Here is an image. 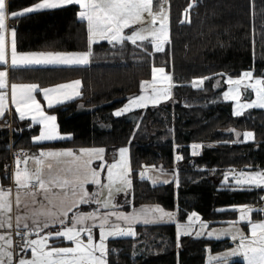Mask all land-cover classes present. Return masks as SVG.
I'll use <instances>...</instances> for the list:
<instances>
[{
  "label": "trees",
  "instance_id": "obj_1",
  "mask_svg": "<svg viewBox=\"0 0 264 264\" xmlns=\"http://www.w3.org/2000/svg\"><path fill=\"white\" fill-rule=\"evenodd\" d=\"M33 2L10 0V7L20 10ZM190 3L193 0H168L171 39L164 52H155L154 46L147 42V52L131 42H126L123 50L119 45L113 48L108 42H100L93 46L94 55L87 66L11 69L10 81L34 82L41 87L81 79L83 95L53 109L47 107L57 115L61 131L74 134L67 139L33 142L31 137L39 131L37 125L29 128L28 119L3 118L6 122L0 127L3 184L9 183L4 178L3 162L12 150L23 148L35 154L49 147L106 146L111 156L114 149L129 146L135 199L125 203L124 196H118L116 202L123 205L122 209L158 203L173 211L178 206L180 222L195 211L211 227L239 218V210L231 205H260V197L264 195L261 190H238L229 187L233 182L222 180L230 168L264 169V108L253 107L241 116L234 115L231 101L222 98L225 88L222 80L227 76L224 73L235 77L252 67L254 74L264 73L261 41L264 0H196L188 9L189 23L185 20V9ZM77 11L75 6H66L40 10L18 20L9 19L10 26H17L18 50H86V22L79 21ZM153 66H164L173 75L172 97L159 105L117 117L114 110L142 92V81L152 79ZM200 76L211 78L198 89L191 82ZM217 80L219 85L215 86ZM233 128L241 133L239 137L228 131ZM245 131L254 132V140H244ZM193 143L203 145L195 154L191 149ZM178 150L184 156L178 162L181 181L178 187L172 181L154 186L150 180L140 179L138 173L145 164L162 166L169 172L175 170ZM88 208L81 206V210ZM135 227L138 233L135 238H109L110 249L119 250L118 255L110 252L111 264H204L208 248L218 251L230 245L227 239L187 234L180 236L177 246L175 222ZM64 244L62 240L55 245ZM230 264L243 262L235 260Z\"/></svg>",
  "mask_w": 264,
  "mask_h": 264
},
{
  "label": "snow or ice",
  "instance_id": "obj_2",
  "mask_svg": "<svg viewBox=\"0 0 264 264\" xmlns=\"http://www.w3.org/2000/svg\"><path fill=\"white\" fill-rule=\"evenodd\" d=\"M168 0H35L30 6L12 10L10 0H0V117L11 111L19 119L31 117L32 128L41 125L38 135L31 137L33 142L55 141L73 137L71 132H62L57 115L45 111L44 105L37 99L38 92L43 93L48 109L81 97V79L57 83L48 87L40 84L10 82L11 69L31 65L87 66L94 55L93 46L108 42L113 48L120 49L126 42L143 48L145 42L154 46L155 52H164L170 42V14L165 6ZM185 9V20L189 23L188 9ZM66 6L77 7L79 21L86 22L87 48L80 51H19L17 47V26L9 24V19L18 20L40 10L60 9ZM184 22V21H181ZM10 33V41H9ZM264 42V32L261 33ZM139 42V43H138ZM255 30L253 31V49L255 55ZM255 68L244 70L242 74L227 75V91L222 98L235 101L234 115L241 116L247 108H264V73L254 74ZM211 77L200 76L192 80V85L201 88L204 81ZM173 75L164 66L152 67V79L142 81V92L127 99L121 108L115 110L117 117L133 109H146L156 106L172 97ZM219 81H217V86ZM242 89L255 92V99L241 102ZM140 127L139 124L136 125ZM19 131V130H17ZM236 136L241 135L236 129H229ZM135 134H133L134 138ZM244 140H254L252 131L243 133ZM235 142V141H230ZM131 144V141H129ZM11 147V145H9ZM177 149L180 145H176ZM203 147L193 143L191 149L195 154ZM106 146H82L78 149L42 148L39 154L20 149L14 155L15 167L11 173L5 165L4 178L11 179L13 185L5 187L0 178V264H111L109 238H135L138 236L136 225L165 221H175L177 246L181 235L190 234L195 221H199L196 236L206 234L209 237L231 236L238 243L226 251L209 255V264H230L233 257H242L246 264H264V205L238 204L231 205L239 210L238 220L227 221V227L212 228L204 232L208 222L200 218L198 212L187 215L188 223L178 219L179 207L176 210H165L160 204L133 206L129 211H101V209H119L117 197L124 196L125 203L134 201L130 147L121 146L108 156ZM184 156L178 150L175 156L177 168L171 172L157 165H143L138 175L141 180L148 179L155 186L171 181L180 185L178 162ZM94 162H99L95 164ZM251 167V166H250ZM155 171L154 175H149ZM106 173V178H105ZM232 177L238 190L259 189L264 192V169L239 171L231 168L224 174V181ZM95 186L89 191L88 185ZM264 200V196L260 197ZM95 205V207H91ZM81 206L91 207L90 211L81 210ZM255 214V218H254ZM115 218V220H113ZM241 222H246L243 227ZM56 227L55 231L50 230ZM98 228L99 239L95 229ZM250 228V235L245 231ZM15 229V233H13ZM14 235L21 237L20 242ZM35 236L36 238H32ZM86 236V239H85ZM66 240L69 246H55L50 241ZM25 253L30 249L31 255L16 256L15 250ZM211 252V250L209 249Z\"/></svg>",
  "mask_w": 264,
  "mask_h": 264
},
{
  "label": "rangeland",
  "instance_id": "obj_3",
  "mask_svg": "<svg viewBox=\"0 0 264 264\" xmlns=\"http://www.w3.org/2000/svg\"><path fill=\"white\" fill-rule=\"evenodd\" d=\"M165 6L167 7V5H165ZM217 81H219V80H217ZM217 81L215 82V86H217ZM223 83L225 84V88H224V90H223V92H224V91H227V89H228V87H229V85L227 84V76H225V77L223 78V80H222V84H223ZM223 92H222V94H223ZM137 95H138V94H137ZM37 97H38V96H37ZM37 99H39V97H38ZM245 99H249V100H251V99H255V92H254V90H252V89H248V90H247V93L245 94V93H244V90L242 89L241 102H243ZM39 100L41 101V103H43L41 99H39ZM166 101H167V100H166ZM163 102H165V101H163ZM125 103H127V101H126ZM235 103H236L235 101H231V104H232V112H233V114H234ZM160 104H161V103H160ZM149 106H152V105H149ZM121 107H122V106L117 107L116 109L121 108ZM10 108L14 111V112H13V118H14V120H20V119H19V114H17V112H15V106L12 105ZM116 109H115V110H116ZM247 109H249V108H247ZM247 109H245V110H247ZM12 110H11V111H12ZM115 110H114V114H115ZM134 110H135V109H133L132 111H134ZM245 110H244V111H245ZM11 111H9V114L12 116V113H10ZM244 111H243V112H244ZM125 114H126V113H125ZM3 118H5V116H3L2 119L0 120V127H1L2 124L6 123V122L3 121V120H5V119H3ZM2 121H3V123H2ZM38 129L40 130L39 127H38ZM38 134H39V131H38L37 135H38ZM60 148H67V147H60ZM109 157H111V156H109ZM8 159H10V157H9ZM13 163H14V160H12V165H10V166L8 167V169H7V171H8L9 173H11V172L13 171V169H14L15 164L13 165ZM97 163H99V162H94V166H95V164H97ZM232 170H233L235 173H239V171H241V170H239V169H232ZM243 171H249V170H243ZM3 173H4V175H5V168H4V167H3ZM105 178H106V173H105ZM10 181H12V180L9 179V183H10L9 185H11V182H10ZM222 182H223V183L225 182V181H224V178H223ZM228 182H233V183H235V181H234V179H233L232 177L229 178V181H228ZM88 188H89V190L92 189V191L95 190V186L92 185V184H89V185H88ZM263 196H264V195H263ZM260 205H264V200H262V203H261ZM108 211H109V209H108ZM169 211H172V210H169ZM237 220H238V219H237ZM166 222H167V221H166ZM141 223H142V222H141ZM181 223H188V221L186 220L185 222H181ZM227 226H228L227 223H225V224H221V225H213V226H211V227H207L206 229H204V232L206 233L207 231H210L212 228H222V227H227ZM241 226L243 227L242 222H241ZM198 230H199V221H195L194 228H193V230H192V232H191L190 234L195 235V231H198ZM245 231L250 235V228L245 229ZM204 236L209 237V236H207L206 234H204ZM209 238H213V239H227V240L230 242V245H228V246H226L225 248H223V249H221V250H218V251H212L210 248H208V249H207V253H206V261H205L204 264H209V255H216L217 253H220V252L226 251L227 248H229V247H235V244L238 243V240H237L236 242H233V241L231 240V236H220V237H209ZM96 239L98 240L97 237H96ZM62 246H65V245H61V247H62ZM209 249L211 250V252L209 251ZM134 252H136V250H135ZM134 255H135V253H134ZM235 260L242 261L243 264H246V261H244L242 257H233V258L230 259V263H231L232 261H235Z\"/></svg>",
  "mask_w": 264,
  "mask_h": 264
},
{
  "label": "crops",
  "instance_id": "obj_4",
  "mask_svg": "<svg viewBox=\"0 0 264 264\" xmlns=\"http://www.w3.org/2000/svg\"><path fill=\"white\" fill-rule=\"evenodd\" d=\"M9 41H10V33H9ZM39 51H42V50H39ZM92 61V60H91ZM31 66H40V67H44V66H62V65H31ZM31 66H20V67H31ZM71 80H75V79H71ZM71 80H67V81H61V82H57V83H65V82H69V81H71ZM10 82H16V81H10ZM17 83H29V82H17ZM57 83H54V84H57ZM54 84H50V85H47V86H43V87H48V86H52V85H54ZM37 96L39 97V99H41L42 100V102L43 103H41L42 105H44V108H45V111H48L47 110V101H45L44 99H43V93L42 92H38V94H37ZM37 97V98H38ZM63 103V102H62ZM9 105H10V107L12 106L11 105V101H10V96H9ZM13 110L10 112V113H12V116L9 114V111L8 112H6L5 113V115L4 116H6L7 118H8V120H10L11 121V119H14L13 118ZM18 114V113H17ZM2 119V117H0V120ZM25 119H28V121H29V123H31V117H26ZM39 128H41L42 126L41 125H37ZM49 148H54V147H49ZM60 148V147H59ZM58 149V148H57ZM40 152V151H39ZM39 152H37V153H35V154H39ZM31 154V153H30ZM15 163H13V165H14ZM15 167V166H14ZM155 174V171L153 170L152 172H150L149 173V175H154ZM167 179H169V181H171V176H168V177H166ZM11 182V185H13V181H10ZM10 183H8L7 185H4L5 187H7V186H10L9 185ZM89 191H92V189H90ZM143 205H152V204H143ZM141 205H139V206H136L137 208H139ZM91 207H95V205H92ZM91 207H89L88 209H84L83 211H90L91 210ZM132 209L133 208H131V209H129V210H125V209H122V208H119V209H115V208H112V209H109V211H115V210H120V211H129V212H131L132 211ZM166 210V209H165ZM101 211H108V209H101ZM169 211V210H168ZM113 220H115V218H113ZM166 222V221H165ZM167 222H175V221H167ZM159 223H162V222H159ZM138 224H143V223H141V222H139ZM50 230H52V231H55L56 230V227H53V228H51ZM13 231V233H15V229H13L12 230ZM95 231V233H96V237L99 239V236H98V228L97 229H95L94 230ZM14 240L16 241V242H20L21 241V237L19 236V235H14ZM32 238H36L35 236H33ZM85 239H86V236H85ZM62 241V240H61ZM65 241V246H69V242H67L66 240H64ZM50 243H54V244H58V241H56L55 240V238H53V240L52 241H50ZM55 246H57V245H55ZM15 254H16V256L18 257V256H21V255H27L28 257H30V255H31V252H30V249H28V250H26V252L25 253H22V252H20L19 251V249L17 248L16 250H15Z\"/></svg>",
  "mask_w": 264,
  "mask_h": 264
},
{
  "label": "built area",
  "instance_id": "obj_5",
  "mask_svg": "<svg viewBox=\"0 0 264 264\" xmlns=\"http://www.w3.org/2000/svg\"><path fill=\"white\" fill-rule=\"evenodd\" d=\"M16 152H18V151H16ZM16 152H14V155H15ZM11 163H12V158L7 159V160L4 161V163H3V167L5 168V165H6V164H7L8 166H10Z\"/></svg>",
  "mask_w": 264,
  "mask_h": 264
}]
</instances>
